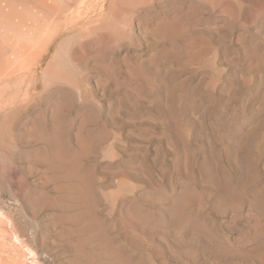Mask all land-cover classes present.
I'll return each mask as SVG.
<instances>
[{
  "label": "rangeland",
  "instance_id": "obj_1",
  "mask_svg": "<svg viewBox=\"0 0 264 264\" xmlns=\"http://www.w3.org/2000/svg\"><path fill=\"white\" fill-rule=\"evenodd\" d=\"M0 5L14 40L0 62L53 37L37 72L56 92L18 107L0 83V264H264V0H87L80 21L81 0ZM171 18L168 37L156 25ZM40 121L68 160H40ZM73 185L95 198L106 260L78 238Z\"/></svg>",
  "mask_w": 264,
  "mask_h": 264
},
{
  "label": "bare ground",
  "instance_id": "obj_2",
  "mask_svg": "<svg viewBox=\"0 0 264 264\" xmlns=\"http://www.w3.org/2000/svg\"><path fill=\"white\" fill-rule=\"evenodd\" d=\"M86 1L87 0H81V5H79V7H78L79 10L77 12L75 11L76 13H72L70 16L71 21H74V20L80 21V19L82 18L81 17V13H82L81 7L84 6ZM3 12H4V8L1 7V5H0V40H2L3 43H5L3 46L5 48H8L9 44H7V43L10 41L12 42L14 40L11 38V36H7L8 35V24L4 23V21L1 19V15H3ZM70 12H71V10H70ZM63 21H65V20H63ZM180 24L182 25V23H180L179 19H176V18H171V20L166 19V21L160 22L156 25V30L158 32H161L163 35L171 37L173 35H176V34H179L180 32H182V30L180 31V29L182 27V26L181 27L179 26ZM183 28H184V26H183ZM53 42H54V39L52 37L50 40H48L46 42V45L42 48L38 43H36V45H34V44L30 45V43L23 45L19 42H14L11 46L12 50H11L10 54L9 55L5 54L4 57L1 59L2 63L0 62V83L5 84L4 88L9 86L8 85L9 83H13V89L11 90L12 97H10L11 102L9 100L10 103H13L16 106L18 105V107H19V104L23 103V102L25 104H28V105L36 103L35 107H37V105H39L40 102H42V101L48 102L51 100V97H53V95L56 94V92L54 90H51L49 88V83H48V78H51L50 72L52 71V69L51 68L48 69L47 67L45 69H43L45 71V75L42 78H41V76H39V74L37 72V69H39L41 66L44 55L49 51ZM39 48H41V49H39ZM58 48H59V53L61 55V63H63L66 67H68L69 65L67 63L66 53H64V50H66V49L64 48L62 43L59 45ZM109 71L111 72V70H109ZM137 73H141L140 68L135 67V68L130 69L131 75H136ZM57 76H58V78H60V75L58 73H57ZM244 82L248 86H252L254 84V80L250 76L244 77ZM216 86H217V84L215 82H213L211 85V89L212 90L215 89ZM1 88L2 89H0V113H1L2 104L4 102V100H2V99H3L4 92H5V89L2 86H1ZM38 88H40V91H37ZM54 89H56V88H54ZM82 95L83 94H80L78 96L80 97V99H83V101H84L85 98ZM181 101H182L183 106L191 105V104H189V99H187V98H184ZM16 103H18V104H16ZM169 103L171 104V102H169ZM186 108H187V106H186ZM35 111H38V109H35ZM231 120L230 121L228 120L226 122L225 120L222 119V121L219 120L218 122L211 124V131L217 139L223 138L224 134L226 132H228L230 126H232V123H233ZM187 127H188V125H187ZM180 129H182V127ZM183 130H184V133H186V127L184 125H183ZM187 130H188V128H187ZM38 133H39V136L41 137V139L44 143V151H45V153L43 155L39 156L41 161L48 164L49 161L51 159H54L55 157H59L60 159H64L65 161L68 160L66 158V156L64 155L63 151L59 147H57V149L54 151L55 153L50 150V145H51V141L53 138L50 137V134L48 132V129L46 127L45 122L42 123L40 121ZM62 168H63V166H62ZM64 170H66V169H64ZM64 178H65V175H64ZM63 180L64 179H62V181ZM61 185H62V183H61ZM125 186L126 185H124V187ZM86 187H82V185H80V186L77 185V188H76V186L73 185V190L71 189L72 194L69 195L70 193H68V195L65 196L67 202H69V204H70L69 208L74 209V211L72 212V217H71V218H73L72 224L76 228V233L79 236L78 238L81 239L80 241H83L82 238L84 236H86V239H87L86 241L88 243H90L89 245H94L96 243L95 245H98L100 248L98 250V253H96V256H99V257L103 258V260H106L107 255H110V254H112V252H114L113 246H112V248L106 247L107 245H106V242L104 241V238H103L104 237V234H103L104 228L101 229L99 227V225H96L97 219L95 220L96 217H94L92 215V208L95 206V198H94L92 192H90ZM120 188H121V186H120ZM61 190H63V188H61ZM67 212H69V211H67ZM185 221H184L183 225H181V224L179 225V226H181V228L179 229L180 233H182L185 229L184 228L185 223H186ZM77 248L79 250L81 249L78 246H77ZM97 249H98V247H97ZM125 260L122 259L121 257H117L115 254L111 257L112 264H128L127 262H125ZM43 261L46 264H50L48 259L44 258ZM107 261L109 262V259Z\"/></svg>",
  "mask_w": 264,
  "mask_h": 264
}]
</instances>
